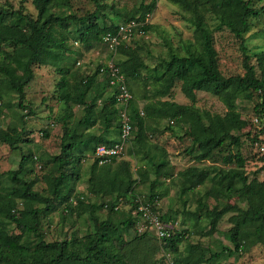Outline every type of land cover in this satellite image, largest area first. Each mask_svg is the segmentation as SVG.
<instances>
[{
	"label": "trees",
	"instance_id": "16d2710c",
	"mask_svg": "<svg viewBox=\"0 0 264 264\" xmlns=\"http://www.w3.org/2000/svg\"><path fill=\"white\" fill-rule=\"evenodd\" d=\"M90 1L95 10L81 16L72 11V0H31L35 17L23 6L16 10L10 7V12L0 6V116L6 107L4 96L16 99L18 110H28L26 116L33 115L25 93L36 67H53L60 74L57 99L65 107L54 123L62 130L60 152L42 162L45 172L40 177L34 175L32 163L37 158L20 151L18 167L0 173V264H142L140 255L149 238L165 255L173 256L172 264H221L223 259L248 252L264 234V181L255 177L256 171H264V167L251 175L245 169L242 135L250 137V132L244 133L249 122L238 111L237 101L257 100L255 117L261 126L259 133L264 132V49L249 53L245 45L251 21L264 15V7L257 8L254 0H170L189 15L193 41L179 48L166 44V57L153 68L143 61L139 45L133 48L128 43H133L136 36L144 37L139 31L153 29L146 21L157 0L140 3L125 13L113 12L122 24H141L129 42L117 46L116 65L131 94L129 85L139 80L144 79L150 87L148 95L140 97L146 100L142 107L134 99L128 106L133 131L127 150L138 165L134 177L127 160L117 162L121 156L105 165H99L92 157L98 145L109 146L119 140L121 107L109 86L108 72L102 71L105 64L73 70L77 61L69 43L78 42L87 49L95 44L106 46L103 37L116 33L121 24L103 14L106 6L100 0ZM209 22L215 24V31L226 28L239 41L243 75L226 77L221 73ZM143 72L147 73L145 78ZM177 83L189 105L171 100ZM197 92L217 97L227 111L223 115L200 111L195 106ZM72 105L82 108V115L73 122ZM24 117H20V126L11 124L0 129V144L11 151L22 150L31 143ZM163 120L167 125L159 133L174 134L172 126L180 127L181 138L191 142L187 152L196 163L176 176L165 150L152 144L148 136V132L156 131L149 122ZM251 124L254 125L252 121ZM95 128L101 132H92ZM43 133L48 137L46 130ZM110 133L117 137H109ZM250 141L258 149L264 148V141L257 134ZM87 157L92 159L87 170L88 196L74 195L75 184L81 178V163ZM258 159L264 163V153ZM150 171L153 180L149 179ZM174 177L178 179L180 200L184 205V198L191 195L196 204L194 211L162 213L158 209L166 193L157 191L162 186L161 179ZM40 181L45 186L37 190ZM206 184L210 187L200 193L198 189ZM138 185H148L146 195L136 191ZM210 199L212 205L208 203ZM238 200L245 201L244 208ZM140 203L148 204L164 223L176 222L181 216L170 238L160 240L138 231L140 217L133 211L138 210ZM58 210L63 222L87 214L91 230L84 236L72 234L70 238L48 240L43 222ZM100 211L107 213L104 220L98 215ZM226 215L231 226L225 235L231 247L221 245L218 251L210 252L199 244H188L185 255L180 254L179 245L189 233L188 229H181L186 218L194 220L193 229L203 223L199 234L209 237L217 232ZM130 231L134 237L125 241Z\"/></svg>",
	"mask_w": 264,
	"mask_h": 264
},
{
	"label": "rangeland",
	"instance_id": "374dc122",
	"mask_svg": "<svg viewBox=\"0 0 264 264\" xmlns=\"http://www.w3.org/2000/svg\"><path fill=\"white\" fill-rule=\"evenodd\" d=\"M148 0H100L101 4L106 7L103 14H106L116 24H122L120 18L113 16V12L125 13L137 8L140 3L147 4ZM257 8L264 7V0L253 1ZM72 11L81 16L85 13L93 12L95 6L90 0H72ZM0 6L4 7L10 12V7L15 10L20 6H23L27 13L32 17L36 16V12L33 9L31 0H0ZM208 16V15H207ZM189 15L182 10L181 7L172 3L170 0H157L155 9L152 14L147 18L146 23L153 26L152 30H149L143 35L144 37H135V41L131 44V47L137 46L139 48V54L142 56L143 61L153 68L156 63L166 57L167 48L166 44L173 48H179L182 44L193 41V28L188 21ZM108 21V20H107ZM252 25L249 31L245 35V45L249 53H255L264 49V37L262 32L264 31V15L258 20L251 21ZM209 26L213 30L214 47L218 53L219 69L221 73L228 76L243 75V55L240 51L239 41L226 29L222 28L215 31V24L209 22ZM69 47L75 53V63L73 70L93 69L99 64H103L108 60H113L116 63L119 59L118 53H113L102 44H95L91 48H85L80 43L70 41ZM80 63V65H79ZM252 63H254L252 61ZM81 69V70H82ZM143 78L147 76L146 72L142 73ZM60 79V74L55 71L53 67H36L34 68V79L26 87L25 99L26 103L31 105L33 111L32 116H26L28 110L21 111L16 107V99H12L9 96H4V102L6 107L3 108V116H0V129L7 128L8 125L18 124L20 126V117L24 115L25 127L30 132L29 138L31 143L25 144L22 150L11 151L7 146L0 144V173L14 170L18 167L19 153L31 154L33 159L37 160L32 163L34 168V175L40 177L46 169H42V162L46 161L51 155H57L60 152V137L62 130L60 126L54 123L63 115L64 105L57 99L56 84ZM132 89L133 99L137 102L139 107H142L146 103V100L140 99L144 94L148 95L149 85L144 79L139 80L137 83H131L129 85ZM174 102L178 104L189 105L190 101L181 93L180 84L177 83L172 90V98ZM257 102L254 99L253 102L237 101L238 111L244 119L249 123L244 133L250 132V137L246 138L242 135L243 145L241 153L246 161V171L250 173L255 172L257 169L264 167V163L259 161V157H262L264 152L258 149V146L253 145L250 140L254 134H257L261 140L264 141V132L259 133L258 124L253 122L255 117L254 105ZM195 106L200 111H209L214 114L223 115L227 109L222 102L215 96L204 93H196ZM73 120H77L82 115L81 107L72 105ZM251 121L254 125L251 124ZM154 133L148 132L149 140L152 144L162 147L166 154L170 166L173 167V174L176 176L177 172L184 170L185 168L195 165V161L191 155L188 154L187 149L190 148L191 142L189 139H182V129L177 126H172L174 134L171 132L159 133L160 130L167 125V121H153L149 122ZM158 129V130H157ZM43 130L47 131L48 137L44 136ZM95 134L101 132L100 129L95 128L92 130ZM243 133V134H244ZM131 146V144H130ZM129 146V147H130ZM259 152V153H257ZM35 157V158H34ZM120 160H127L130 163L133 176L136 177V170L138 168L137 161L128 155V150L121 155ZM39 160V161H38ZM92 159L87 157L81 163V178L75 184V193L87 195V170ZM221 164L220 162L218 163ZM85 173V174H84ZM255 174V173H254ZM254 174L251 177L254 176ZM255 177L264 181V171H256ZM32 178V177H31ZM149 179L153 180L154 175L150 171ZM162 186L157 188V191L166 192L158 203V209L162 213L167 211L183 210L194 211L196 204L193 203V198L190 195L186 199L184 205L183 200H180L179 195V183L176 177L172 179H161ZM44 183L39 182L36 185L37 190L44 188ZM210 185L206 184L198 189V191H206ZM142 195H146L148 192V185H138L136 188ZM210 205L214 202L212 199L208 201ZM239 206H245L244 200H238ZM61 210V208H58ZM53 212L49 218L43 222V231L47 234L48 240L70 238L72 234L78 236H84L91 230V226L87 221L86 215L84 218L71 217L68 221L63 222L61 211ZM101 220H104L107 216L105 211L98 213ZM229 215L219 222L217 226V232L213 233L209 237H202L199 231L204 229V224L201 223L196 229L192 228L194 220L186 218L184 229H188V235H185L186 240L179 245V252L182 256L185 255V247L188 244H199L202 248H208L210 252H216L219 246L231 247L225 232L230 228L228 222ZM177 221L181 222V216H178ZM181 226V225H180ZM134 237V233L130 231L127 236L124 237L125 241H130ZM260 243L252 247L248 252L242 253L239 256H234L229 259L221 260V264H264V234L260 236ZM165 252L155 245V242L149 238L147 243H144L142 248V254L140 258H143L142 264H172L173 256L170 254H164ZM225 258V257H223ZM164 259V260H162Z\"/></svg>",
	"mask_w": 264,
	"mask_h": 264
},
{
	"label": "built area",
	"instance_id": "2783aa9c",
	"mask_svg": "<svg viewBox=\"0 0 264 264\" xmlns=\"http://www.w3.org/2000/svg\"><path fill=\"white\" fill-rule=\"evenodd\" d=\"M140 23L130 21L118 26L116 33H107L103 37V44H105L108 50L116 52L117 46L123 42H129L133 36L135 30L140 27ZM140 35H144V31H139ZM105 69L109 74V86L115 94L116 104L121 107L120 118L121 128L119 133V140L113 145H98L93 152V159H95L99 165H105L111 160L123 155L126 151L130 139L132 137V125L128 115V106L133 99L130 93L125 76L121 73L119 67L113 60H108L105 63ZM255 124H259L257 118L253 119ZM260 151L264 152V148L261 147ZM134 215L139 214V228L140 233L146 232L156 239H168L173 234V231L178 227V222L164 223L158 216L151 210L148 204L140 203L138 210L133 211Z\"/></svg>",
	"mask_w": 264,
	"mask_h": 264
},
{
	"label": "crops",
	"instance_id": "0c3cea01",
	"mask_svg": "<svg viewBox=\"0 0 264 264\" xmlns=\"http://www.w3.org/2000/svg\"><path fill=\"white\" fill-rule=\"evenodd\" d=\"M109 137L115 138L116 135H113L112 133L108 134ZM117 137V136H116Z\"/></svg>",
	"mask_w": 264,
	"mask_h": 264
}]
</instances>
